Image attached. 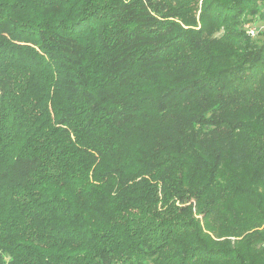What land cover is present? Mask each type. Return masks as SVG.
Returning <instances> with one entry per match:
<instances>
[{
    "label": "trees",
    "instance_id": "obj_1",
    "mask_svg": "<svg viewBox=\"0 0 264 264\" xmlns=\"http://www.w3.org/2000/svg\"><path fill=\"white\" fill-rule=\"evenodd\" d=\"M264 0H0V264H264Z\"/></svg>",
    "mask_w": 264,
    "mask_h": 264
},
{
    "label": "built area",
    "instance_id": "obj_2",
    "mask_svg": "<svg viewBox=\"0 0 264 264\" xmlns=\"http://www.w3.org/2000/svg\"><path fill=\"white\" fill-rule=\"evenodd\" d=\"M248 33L252 36H255L257 34V30L259 28H264V23L262 25H256V24H252V25H248Z\"/></svg>",
    "mask_w": 264,
    "mask_h": 264
}]
</instances>
